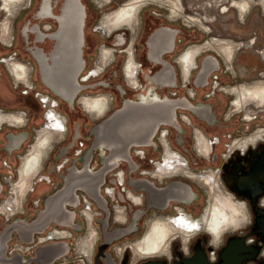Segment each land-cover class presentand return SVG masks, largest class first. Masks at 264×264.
Here are the masks:
<instances>
[{
	"label": "rangeland",
	"instance_id": "obj_1",
	"mask_svg": "<svg viewBox=\"0 0 264 264\" xmlns=\"http://www.w3.org/2000/svg\"><path fill=\"white\" fill-rule=\"evenodd\" d=\"M81 1L86 9V45L84 48L86 67L81 79L87 78L91 73L90 72L86 75L99 62L101 51L104 48H114L117 50V54L115 61L109 65L99 77H93L90 80L81 83L83 90L75 100L74 107H71L66 101L58 97L43 83L39 64L28 50V46L25 44L23 36L21 35L23 27L28 22L38 24L41 28L49 25L52 28V31L57 29V23L55 21H40L35 18V14L40 6V0H32L31 6L23 10L19 17L12 21L15 36L13 47L8 48L0 42V111L15 114L24 113L28 119V123L24 127L4 126L2 130L0 129V181L3 184V192L0 195V205H3L10 195L11 186L7 183V180L11 183L17 181V170L21 164V158L27 153L29 144L34 140L35 130L44 123L43 115L47 111V108H45L40 102L38 97L39 93L49 95L59 102L60 107L58 110L67 118V125L69 128L66 140L54 148L49 159L44 164L43 175L48 178L47 182L36 186L35 193H32L27 199L22 214L18 213L9 220L6 216L0 215V234L7 228V226H10L16 220H26L28 223L34 221L37 218L38 213L45 209L44 204L46 199L63 187V177L68 175V170L71 169L74 164H76L78 169H83V157L86 156L91 149L93 150V160L90 168L93 171H98L103 167V161L110 156V152L104 147L102 142L99 143L92 132L97 126L108 120L117 110H120L125 100L138 101L141 94H145L147 91L157 86L155 83L148 81L145 76L149 71H152L153 74H151V76H154L162 69V67L154 66L148 60V47L146 43L150 35L159 28L169 27L180 32L175 52L164 55V58L171 63L174 71L179 77V87L173 90L166 87H159L156 89V92L161 97L168 96L175 99L188 98L189 94L193 92L197 96V100L194 101L196 105H205L213 109L217 118L215 119V124L212 126L187 110H179V113L186 114V116L189 115L194 122V126L199 127L205 132L209 139H221V146L215 150L220 158L221 154H228L227 144H233L227 140L229 135L235 137L236 135L238 136L245 133V129L248 127L252 132L256 125L264 126V113L257 117L253 122L251 121L248 123V121H245L244 119L246 117L245 111L239 112L237 108L232 105L235 98L229 94L218 91L221 87L229 89L240 84H251L254 80L264 81V78L260 77V74L264 75V58L258 54L260 50H264V2L259 4V0H164L163 3L157 1L149 3L143 9L140 30L134 44L137 61L143 68V72H141L139 79L141 85L140 89L135 90L132 89L122 73L126 54L120 52L123 48L114 47V38L117 34L123 32L126 34L129 42L131 41V33L127 30H120L115 32L112 38H104L94 31L95 27L99 25L106 14L111 13L127 0ZM237 1L241 3L248 2L252 5V9L246 16L245 21L239 19V12L235 9L231 8L228 13L224 14L225 8L231 7L232 4ZM252 1H255L256 5L251 3ZM6 2L7 0H0V23L2 22L1 31L3 27L7 25L11 28V19L13 18L11 15L4 12ZM24 3L25 0L23 1V4ZM223 7L225 8L223 9ZM202 21L204 22L203 24ZM202 25L209 26L212 32L205 33L201 29ZM212 38L228 39L242 44L240 49H236L235 51L233 60L234 68L230 69L228 62L226 61L225 53L220 51L221 46H215L206 51L198 59V68L193 73L192 83L189 85H183L180 76V68L175 64V59L187 48L195 45H202ZM253 38H257V43L255 46H250L248 41ZM35 40V36L32 35L31 48L36 45ZM39 46L44 48L47 52H51L54 47V42L47 41L45 44H39ZM210 56L218 60L220 63V70L215 71L212 74L208 86L205 88H197L195 85L197 76L201 69H203L205 60ZM12 57L30 67L32 71L31 82L34 86V90L28 89L23 84L15 86V80L3 64V60ZM246 64L251 67V72L243 78L241 73H238V69L239 66L242 67ZM233 71L235 73H233ZM218 85L219 88L216 89L215 87H218ZM123 93H125V95ZM103 95L107 96L112 102L111 109L104 117L93 119L90 115L86 114L78 104V101L82 97H99ZM250 106L253 107L252 105ZM182 126V133H178L176 130L166 125H163L161 129L169 132V141L171 142L174 151L180 153L184 159L188 160L190 170L196 173H206L216 171V169L220 168L219 163L215 164L212 161H207L196 154L194 150L193 128L184 123H182ZM24 132L27 135L25 143L22 147L9 155L8 150L5 149V144L8 142L7 138L10 135L16 136ZM160 133L161 131L156 134V148L133 147L131 149L132 154L138 149L143 148L145 150V159H139L136 156L133 157L134 162H136L139 167L138 170L134 173H130V165L122 161L116 169L106 176V181L101 188L102 195L108 200V205L112 213L108 232L111 233L117 228L128 227L132 220L133 211H136L137 209L146 211V214L138 221V232L122 239L113 240L110 246L106 249L105 252L110 254L114 260V264H121V262H126L127 264H139L144 261L145 259L136 262V258L129 248H126V250L123 251V260L120 261L116 255V250L124 248L142 237L147 230L146 218L151 219V215L157 212L173 215L176 213L175 210H173V206H180L179 202H172L167 210L153 208L148 211L145 195L144 206L140 208L132 207L133 211L130 215L129 222L126 225H120L114 223L112 212L113 204L106 197L109 188H117L116 194L117 191H120L117 185L119 180L116 177V174L119 171H123L126 176V187L138 194H140V192H137L130 185L131 179L140 180L145 178L156 184L158 183L157 180L152 179L150 175L142 177L140 171L145 170L151 173L154 170L151 161L160 162L162 160L164 151L163 146L159 142ZM95 145L96 147L93 149ZM168 180H176V182H184L186 184L191 182L188 178L177 176L165 180L163 184H165L166 181L168 182ZM196 190L197 193L200 194V200L190 206H188V204L183 205L186 211H188L189 208L192 212H197L201 206L206 207L208 205L209 198L208 192H206L207 188L204 185L198 184ZM77 193L81 200V205L76 210V223L82 228L80 232L73 230L74 237L68 240L52 239L45 243H40V237H42V235L49 237V234L52 233L54 229L65 228L52 223L43 234L36 235L34 240L29 243L21 240V238L14 233L12 240L8 242L6 256L11 259L12 262L15 259L18 260L22 257L26 259L29 264H39L41 250L45 246L68 243L70 248L69 253L64 257L59 258L55 264H86L84 262L82 263V261L87 262V258H83L79 253L74 251V241L76 238L86 236L89 233V226L84 222L80 214L85 209V204L83 203L84 198H87L88 200L90 199L82 191H78ZM118 194H120V192ZM118 194L117 196L119 197ZM90 201L94 204L93 209L102 214L96 219V221H94L95 227L98 228L100 232L92 262V264H97L100 248L102 244L105 243L102 223L99 220H103L105 214L98 209L97 205L92 200ZM124 205L131 208L129 201H126ZM69 209L72 210V208ZM172 248L173 259L180 255H185L179 240L173 243ZM158 259L165 262L167 261L165 258ZM101 261L102 264H107L106 260L102 259Z\"/></svg>",
	"mask_w": 264,
	"mask_h": 264
},
{
	"label": "flooded vegetation",
	"instance_id": "obj_2",
	"mask_svg": "<svg viewBox=\"0 0 264 264\" xmlns=\"http://www.w3.org/2000/svg\"><path fill=\"white\" fill-rule=\"evenodd\" d=\"M127 1L124 2L123 4H121L117 9H115L114 11H112L109 14L115 13L122 5L126 4ZM31 3H32V0H25V3L19 8L16 16L11 19V33H10L8 38L3 37L2 33H1L2 22L0 23V42L3 45H5L6 47H8V48L13 47L14 41H15L13 22L12 21L15 20L16 18H18L23 10L29 8L31 6ZM66 3H67L66 0H40V6H39V8L35 14V18L37 20H40V21H45V20L55 21L57 23V29L56 30L52 31V28L49 25H46L45 27L41 28L40 25H38V24H32L31 22H28L23 27V29L21 31V35L23 36L25 44L28 46V50L31 52V54L33 55V57L36 59L37 63L39 64L41 74H42V69H44V68L50 67L49 69H51V70L54 69L53 63L51 61V55L55 51L56 45L58 43V41L55 39V36L57 34H59V32L61 31L62 25H61L60 21L63 17V11H64ZM43 6L45 7L46 10H45V12H42L40 14L41 8ZM231 8L234 9L233 6H231ZM231 8H229V11ZM142 12H143V10H141L138 13L139 17L137 15L139 23H138V28H137L136 34L130 28H121L122 30H127L131 33V41L128 42L126 34H124L123 32L117 34L114 38V40H115L114 47L123 48L122 50H120V52L126 54V60H125V63L123 65V69H122V73L124 75V78L131 85L132 89H135V90L140 89L141 85H140L139 79H140L141 72H143L142 65L138 63L137 55H136L135 49H134V44H135V41L138 37L139 30H140ZM226 13H228V12H226ZM106 15H108V14H106ZM243 21H245V19ZM97 26L94 29L95 32H97V30H96ZM121 29H119L117 31H120ZM208 29L210 30L209 33H211L212 32L211 28L209 27ZM117 31H115V32H117ZM115 32H113L110 36H106V37H104L103 35H101L98 32L97 33L101 37L112 38L113 34ZM158 32H162L161 33V41L153 49L152 46L150 45L151 44L150 42H151L152 37ZM179 33L180 32L177 30H174V29L169 28V27H165V28L157 29L152 34L150 41H149L150 51H149L147 58L154 66H161L162 69L159 72H157L154 76H151V74H153L152 71L148 72V74L145 76L146 79L148 81L155 83L157 86L150 89L149 91H147V93L141 94L140 96H147L148 94L160 96L156 92V89H158L159 87H166V88H169L171 90L179 87L178 75L174 71V68L171 65V63L164 58V55L172 54L175 52V50L177 48ZM32 35L35 36L36 45L31 48L30 45H31V36ZM214 39H218V38H212L211 40L209 39L206 43H204L202 45L191 46L177 56V58L175 59V64H177L180 68V76H181V81H182L183 85H185V84L189 85L190 83H192L191 81H192V77H193L194 72L191 74V76L187 80H185L183 77V69H182V66L179 62V58L182 55H184V53H187L188 49L193 50L194 48H197V47L203 48L204 46L208 45V43L210 44L211 42H213ZM224 40H228V39H224ZM47 41H53L54 42V47H53V50L51 52H47L44 48L39 46V44H45ZM229 41H232V40H229ZM232 42L235 45L237 44L236 45L237 49H240V47L242 45L241 43H236L235 41H232ZM256 43H257V41H256ZM85 45H86V40H85ZM210 47L212 48V46H210ZM211 48H209V49H211ZM107 49L114 52L113 53V56H114L113 60L115 61L117 50L114 48L113 49L107 48ZM209 49H207L206 51H208ZM263 51L264 50H260L258 52L262 57H263ZM83 52H84V50H83ZM69 53H70V49H65L66 57H67V54L69 55ZM234 56H235V53H234ZM234 56H233V59L231 61L232 63L230 64V69L234 68V65H233ZM83 57H84V53H83ZM130 58L132 59L135 66L138 68L136 75H134V77H132L131 80L128 78V76H126V73H125V68H126L128 61L130 60ZM198 59H197V62H198ZM99 60H100V57H99ZM113 60L110 63V65L114 62ZM210 61H213V65H214L211 68H210V65H211ZM3 64L6 66L7 71L12 76V78L15 80V86H17L18 84H23L28 89L34 90V86L31 82L32 71L27 64L17 60L14 57H12L10 59L3 60ZM97 65H99V63H97L96 66L86 74V75H88L91 72L87 76V78L81 79V76H82V74L85 70V67H86V62H85V67H84L83 71L81 73H79L78 76L76 77V80H77V83L79 84V86H82V84H81L82 82L88 81L93 77H99L109 66L108 65L101 73L100 72L97 73V71L99 69V67ZM21 66L23 67V69H25V76L27 78V80H24V81L17 79L18 78L17 73H16L17 70H15L17 68V69H19L18 71L21 72V69H20V68H22ZM197 68H198V66H197ZM51 70H50V72H51ZM218 70H220V63L218 62V60L212 56L207 58L205 60L204 65H203V69H201V71L199 72V75L197 76V79L195 81L196 87L197 88H205L206 86H208L212 74ZM238 70H239L238 73H241V76L244 78V76H246L247 74H249L251 72V67H249L248 64H246L245 66H242V67L239 66ZM61 71H62L63 75L65 76V78L63 79V85L67 89H70L71 85L74 83L72 78H75V73L73 72L71 64H66V65L63 64L61 66ZM94 73H96V74H94ZM233 73H235V72L233 71ZM260 77L264 78V75L260 74ZM243 86H244V88H243ZM263 87H264V81L254 80L251 84H240V85H237L236 87H232L229 89H224L223 87L219 88V85H218V87L216 86L215 88L216 89L219 88L218 91L223 92L225 94H229L230 96H232L233 94L230 93V89L231 90L235 89L237 91L243 90V89L255 91V90L261 89ZM79 94L74 99V102L78 98ZM123 94L125 95V93H123ZM38 97H39L42 105L45 108H47V111L43 115L44 123L39 128H37L35 130V138H34L33 142L31 144H29L27 153L25 155L28 154L30 148L34 144L37 132L39 130H41L42 128H44V126H46V116L49 113V111H53L63 118L64 126H65V134L63 136L53 134V136H52L53 148L47 154V157H45V159L42 161L41 166H40V169L41 168L42 169L41 170L39 169L40 171L35 176L34 184H33L34 186L31 190L30 194L28 196H26L25 199H21V197L18 194L14 193L12 191V185L14 183L11 185L10 181L7 180V183H9L11 186V191H10V195L8 196V199L4 202L3 205H0V215L6 216L8 220L11 219L12 217H14L15 215H17L18 213L22 214L24 211L25 203H26L27 199L30 197V195L32 193H35L36 186L43 184L44 182H47L48 178H46L43 175V171H44L43 165L45 164L44 162H46L49 159L54 148L58 144L62 143L64 140H66V137L69 133V128L67 125V123H68L67 118L65 116H63L58 110L60 107L59 102L57 100L53 99L52 97H50L49 95H46V94H40L39 93ZM165 97L170 99V100H173V101L186 100L187 102L189 101L194 106H200V105H196L194 103V101L197 100V96L193 92H191V94H189L188 98H185V99H175V98H171L168 96H165ZM233 97L236 98L235 95H233ZM94 98L107 100L106 109H105L102 117L106 116V114L111 109L112 102L105 95L99 96V97H94ZM161 98L164 99L163 97H161ZM80 100L78 101V104L81 106ZM54 102H55V105H54ZM74 102H73V105L71 107H74ZM233 103H235V101H233ZM233 103H232V105L235 107V105ZM254 104L255 103H248V104L244 105L243 108H237L236 107L239 112L245 111L246 117L244 119H245V121H248V123L251 121L253 122L254 120L257 119V117H259L261 114L264 113V106H260L258 104L254 105ZM250 105H252L253 107H251ZM201 106H205V105H201ZM206 107H208V106H206ZM81 108L86 113V111L84 110V108L82 106H81ZM179 110H184V109H178L176 111V119H177L178 124L181 127V131L183 130L182 123L187 124L188 126L193 128L194 150H195L196 154L198 155V153H199L197 150L198 149V138L204 137L203 139L205 141L207 140L206 142L211 143L212 150H211V153L208 157H202L200 155L199 156L202 157L203 159L207 160V161H212L215 164L219 163L220 168L216 169V171H210V172H206V173H196V172L190 170V167L188 166V160L182 158L176 152H174V149L171 145V142L169 141V132H168L166 139L161 140V143H163V145L165 144L164 145L165 156H163V160L158 162L157 165L154 166L155 167V171H153L154 173L153 172L152 173L144 172V174L150 175L152 179L157 180L158 183L156 184L154 182V184L156 185V188L159 191L170 186V184L172 182L176 183V180H168V182L166 181L165 184H163V182L167 179L174 178L177 176H183L185 178H188L191 181L188 184H186L184 182H179L182 185L185 184V185H189L191 187V192L193 193V199L190 200V202L188 203V206H190V205H192V204H194L200 200V194L197 193V190H196L198 187V183L191 180L189 178V174H192V173L195 175H211V174H213L214 176H216V179L219 182V184L221 185L223 191L226 194L230 195L232 197V200L235 203L244 204V207L246 209V215H247L246 218L248 221V225L240 231H234V232L228 231V232L223 233L221 236V244L218 247L213 246V242H212L213 240H212L211 235L207 232V230L202 229L189 239L188 244H187V249H185V250L183 247V241H184L183 236L180 233H176L175 231H173V229H170L173 232L172 233L170 231L172 234H175V235L178 234V235H176L172 238V241L170 242V245H169L170 247L168 246L167 247L168 249L166 248L167 254L157 255V256L156 255L146 256L143 258H138V259H136V262H138L139 260L145 259L144 261L140 262L139 264L149 263V262H163L164 264H178V263H182L183 258H188L189 264H264V126L256 125L255 129L252 132H251L250 128L248 127L245 129L246 130L245 133L238 135V136L236 135L235 137L232 135H229L227 140L232 142L233 144L232 145L227 144L228 154H221V158H220V156L215 152V150L219 146H221V139L218 138L217 139L218 144H216L212 139H209L207 137V135L205 134V132H203L199 127L194 126V122L189 115L186 116V114H180ZM186 110L188 111V109H186ZM210 110H211L212 115L214 116L213 121L215 124V119L217 117L214 114L213 109L210 108ZM86 114H88V113H86ZM0 116L3 118L8 117V118H6L8 120V122L7 123L5 122L4 124H2L0 126L1 130L4 126L16 127L19 125L20 127H24L28 123V119L26 118V116H24V114H15V113H9L6 111H0ZM90 116L92 118H95L92 115H90ZM11 118L15 122H13ZM15 118H18L19 121L23 120L22 123L21 124L17 123V125L16 124L14 125V123H16V120H17ZM206 123H208V122H206ZM161 127L157 130L156 134L159 133L160 131H161V133L163 131V134L166 133V130H164V129L162 130ZM168 127H170V126H168ZM174 130H176V129H174ZM177 132H180V131H177ZM156 134L153 138V146H148L152 149L154 148V146L156 144L155 143ZM26 139H27L26 135H23L20 137V139H18V143L24 144ZM13 142H14V140L12 141V144H13ZM166 143H167V145H166ZM13 147H14V144L9 145L7 147L9 155H11L13 153ZM166 152H167V154H166ZM130 155H131L133 162H134V158H133L134 154H132L131 149H130ZM166 157L169 158L170 161H172V162L174 161L175 164L179 160H182L183 162H185L186 168H184V167L181 168L177 172L178 174L177 173L172 174L171 172H169V170H166L167 173L161 171L160 166L166 164L165 163ZM171 157H173V158H171ZM179 157H180V159H179ZM23 158H21V164H22ZM171 159H173V160H171ZM21 164L17 170V181H15V183H17L19 181V178H20L19 169L21 168ZM134 167H135V171H136L138 169V165L136 164V162H134ZM156 170H158L160 172H158ZM168 172H169V174H168ZM183 173H185V174H183ZM153 174H155V175H153ZM156 174H157V176H156ZM142 179H145V178H142ZM161 179H162V181H161ZM118 180H119V183L118 184L116 183V184L118 185V187L120 189V191H117V194L120 192V194H118L119 197L116 194L117 188H115V187L109 188V190L106 193L107 194L106 197L113 204L112 212H113L114 223H117V224L119 223L120 225H126L129 222L130 215L132 214V211H133L132 207L140 208V207L144 206L145 193L143 191H141L140 194H138V193H135L134 191H132L131 189H128L126 187V176H124V179L120 178L118 176ZM159 193H161V192H159ZM129 194L131 195V197L134 196L133 198L136 197L135 199H138L140 203L135 204L134 200L129 198L130 197ZM179 197L181 198V201H183V202L187 201V199L185 197H183V196H179ZM22 201L24 203H22ZM126 201H129V203L131 204V208H128L127 206L124 205L126 203ZM172 202H176V201H171L168 208L171 206ZM83 203L88 204L89 202L83 201ZM161 204L162 203H159L160 206H161ZM80 205H81V203H80ZM179 205L180 206H173V210H175V212H176L173 215L161 214V213L157 212V213H154L151 215V219L146 218L145 220H146L147 230L149 228V224L152 223L153 221H156V220H157V222H162L163 220L166 219L165 221H163V223L167 222L166 224L169 223V220H173V218L175 219V218H178L179 216L188 217L192 221L195 220L194 222H201L203 220L202 218H203V213H204L205 207L201 206V208L197 212H192L191 210H189V208H188V211H186L184 209L183 205H186V204L179 203ZM2 206L4 208L6 207L5 210H2V209H4ZM93 206H94L93 203H89V205H87L85 207L84 211H82L80 214L82 216L84 222L87 223V225L89 226V229H90L89 233L86 236H84L85 238L80 237V239L82 241L79 238H76L74 241V243H75L74 244V251L79 253L83 258H90L95 253L96 244H97V241L100 237V232H99L98 228L95 227L96 228L95 229L92 226V222L96 221V219L102 214L95 211L93 209ZM108 207H109V205H108ZM118 208H121L123 210V213H124L123 222L118 221L120 219V217L118 219V214H117L118 210H116ZM6 209H7V211H6ZM85 210L87 212L89 211V213H87ZM181 213H183V215ZM87 214H88V216H87ZM76 218H77V214H76ZM149 218H150V216H149ZM158 218H162V219H158ZM169 218H171V219H169ZM158 220H160V221H158ZM64 228L65 229H54V231H52V233L49 234V237L48 236L45 237L44 235H42V237H40V243H45L48 240H52V239L68 240V239L73 238L74 237V234L72 232L73 229H71L69 227H64ZM147 230L142 235V237L147 233ZM56 231H59L60 233H67V234L62 236V238H54L55 234L58 235L56 233ZM93 232H96V233H93ZM91 234H94V235L97 234L95 236L96 242L94 243V245L91 246V248H90L91 250L89 249L87 251V253H86L87 255H86L84 250L81 248V243L83 241H85L87 238H89L91 236ZM142 237H140L139 239H141ZM139 239H137L136 241H133V243H130L129 245L125 246L124 248H121L122 250L120 249L121 250L120 253L118 252V250H116V255L120 261L123 260V251L126 250V248H129L133 252V254L136 258L135 251H134V245H135V242H137ZM178 240L181 242L182 250H183L185 255H180L179 257H175L173 259L172 245L174 242H176ZM238 240L243 241L242 244H243L245 251L240 252L239 251L240 247L238 250H237V247H235V242ZM232 244H233V247L231 246ZM80 248H81V250H80ZM58 255L59 254L41 253L40 258H39V264H55L57 262V260H59ZM158 258H165L167 261L165 262V261H162L161 259H158ZM203 261H205V263H203ZM12 264H29V262L26 259L21 257L18 260L15 259L12 262ZM121 264H127V263L121 262Z\"/></svg>",
	"mask_w": 264,
	"mask_h": 264
},
{
	"label": "bare ground",
	"instance_id": "obj_3",
	"mask_svg": "<svg viewBox=\"0 0 264 264\" xmlns=\"http://www.w3.org/2000/svg\"><path fill=\"white\" fill-rule=\"evenodd\" d=\"M23 1L24 0H7V2L5 3L4 12H6L8 15H11L12 17H15L19 8L22 6ZM66 1H67V3L65 5V8L63 11V17L60 21L62 28H61V31L59 32V34H57L55 36V39L58 41V43L56 45L55 51L51 55V61L53 63L54 69L51 70V69H49L50 67L42 69L41 77H42L43 83L48 88H50L57 96L62 98L64 101H66L70 106H72L76 96L83 90L82 86H79V84L77 83L76 77L78 76L79 73H81L83 71V69L85 67L83 50L85 47L86 18L84 21V25H83V18H84V12L86 14V9H85L81 0H66ZM153 1H157L159 3L164 2V0H128L127 3L122 5L115 13L105 15V17L102 19L101 23H99V25L96 28L97 32L100 33L101 35H103L104 37H106V36H110L113 32H115L121 28H130L136 34L137 26L139 23L138 22L139 20L137 18L138 13L141 10H143L149 3H152ZM262 2H264V0L258 1L259 4H261ZM251 3L256 5L255 1H252ZM229 6H230V4H229ZM232 6L235 10H237L239 12L238 13L239 19L241 21H243L246 18V16L250 13V11L252 9V5L248 2L241 3V2L237 1V2H234L232 4ZM224 8L225 7H223V9ZM229 8H231V7H229ZM229 8H225L224 13L228 12ZM45 10L46 9L43 6L41 8L40 14L42 12H45ZM138 17H139V15H138ZM188 19H190V18H188ZM191 20H193V19H191ZM203 23L204 22L202 21V24ZM201 28L206 33L210 32V30L208 29L209 28L208 26L202 25ZM1 33H2L4 38H8L10 33H11V28L8 25L4 26ZM161 33L162 32H158L152 37L150 45L152 46L153 49L155 46H157L160 43ZM256 41H257V38H253L252 40L248 41V44L250 46H255ZM236 45L232 41H229V40L214 39L213 42H211L210 44L208 43V45H206V46L203 45L204 46L203 48L197 47L194 49L192 48L193 50L188 49V52L184 53V55H182L179 58V62H180L182 69H183L184 79L187 80L191 76V74L197 69V59L207 49L211 48L210 46H212V47H215V46L220 47L221 46L220 51L225 53L226 61L228 62L229 66H230V64L232 63L231 61L233 59L234 53L237 49ZM65 49H70V53H69V55L67 54V57L65 54ZM113 53H114L113 51H110L107 48H104L101 51L100 60L98 62L99 65H97L99 67L97 73H99V72L101 73L108 65H110V63L112 62L113 57H114ZM263 57H264V51H263ZM63 64H65V65L71 64L73 72L75 73V78H72L74 83L71 85L70 89H67L63 85V79L65 78V76L63 75V73L61 71V66ZM20 69H21V72L18 71L19 69H17V68L15 69V70H17L16 71L17 76H18L17 79L18 80L20 79L23 81L27 80V78L25 76V69H23V67ZM137 69L138 68L135 66L132 59L130 58V60L128 61L126 68H125L126 76H128V78L131 80L132 77H134V75H136ZM50 70H51V72H50ZM94 74H96V73H94ZM243 88H244V86H243ZM230 93L236 96V98L234 100L235 103H233V104L237 108H243L244 105H246L248 103H255V104H258L260 106H264V87L261 89H257L255 91H253V90L250 91L248 89H243V90H239V91H237L235 89H233V90L230 89ZM139 101L142 104H153V103H157L160 105L169 104L170 107L172 108V110L173 109L175 110V114H176V111L178 109H184V110L188 109V111H190L193 114H195L196 116H198L201 120L208 122L210 125H214V121H213L214 116L212 115L210 108L206 107V106H201V105L200 106H194L189 101L187 102L186 100L173 101V100H170L168 98L162 99L158 95H149V94L147 96H140ZM133 102L134 101H131V103H133ZM80 103H81V106L86 111V113H88L89 115H92L98 119V118H101L103 116V113L106 109L107 100L97 99L94 97H83L80 100ZM128 104H130V102ZM54 105H55V102H54ZM6 118H8V117H6ZM6 118H3L0 116V126L2 124H4L5 122L6 123L8 122V120ZM18 118H15L17 120H16V123H14V125L15 124L17 125V123H19V124L22 123L23 120L19 121ZM167 119L169 120L170 125L168 124L166 126H170L174 129H176L177 131L181 132V127L178 124L175 115H173V117H170ZM12 121H13V119H12ZM13 122H15V121H13ZM160 127L161 126L159 125V127L155 129L154 133L152 132L150 134V137H148V144H149L148 146H153V138H154L157 130ZM53 134H57L59 136H63L65 134L64 120L61 116H59L55 112L49 111V113L46 116V126H44V128H42L41 130H39L37 132L34 144L30 148L28 154L25 155L24 158L22 159L21 168L19 169L20 175L18 174L20 176L19 181L17 183L14 182V184L10 182L11 185L13 184L12 185V191L14 193L18 194L21 197V199H25V197L30 194V192L34 186L33 184H34L35 176L42 169V168L40 169L41 163L45 159V157H47V154L50 152V150L53 148V144H52ZM203 138H201V137L198 138V149H197L199 152L198 155H200L202 157H208L211 153V150H212L211 143L206 142L207 140L205 141ZM166 145H167V143H166ZM166 154H167V152H166ZM171 158H173V157H171ZM179 159H180V157H179ZM131 160L133 161L132 157H131ZM171 160H173V159H171ZM182 162H183L182 160H179L175 164L174 161L172 162L169 160V158L166 157V159H165L166 164L165 165L160 164L161 165L160 170L165 172V173H167L166 170H169V172H171L172 174L177 173L181 168H183V167L186 168L185 162H183V163ZM156 171H158V170H156ZM158 172H160V171H158ZM169 172H168V174H169ZM157 174H156V176H157ZM183 174H185V173H183ZM192 174H189V178L198 184L204 185L207 188L206 192H208V198H209L208 199V205L205 207V210L203 213V218H202L203 220L201 222H194L195 220L192 221L188 217L179 216L178 218H175V219L173 218V220H169V219H171V218H169L168 224H166L167 222L163 223V221H165L166 219L163 220L162 222H157V220L153 221L152 223L149 224V228L147 230V233L141 239H139L137 242H135L134 251H135L136 259L143 258L146 256H154V255L157 256V255L167 254L166 248L170 245L172 238L174 236L178 235V234H176V235L172 234L173 232L170 229H173V231H175L176 233H180L183 236V240H184L183 241V247L185 250V249H187V244H188L189 239L202 229L207 230V232L212 237L213 246L218 247L221 244V236L223 233L228 232V231H232V232L240 231L248 225V221L246 218V216H247L246 215V209L244 207V204L235 203L232 200V197L223 191L221 185L219 184V182L216 179V176H214L213 174H211V175H195V174L192 175ZM153 175H155V174H153ZM161 181H162V179H161ZM151 184H153L156 187L154 182H152ZM164 192L162 191L161 193H159L161 199H163L162 204H161V207L163 209L167 208L169 206L170 202L174 201L175 199H176V202L177 201L179 202L181 200V198L179 196L185 197L188 200V203L190 202V200L193 199V195L186 188V186H184L180 183H174V184L170 185L169 187L166 188V190H164ZM184 194H185V196H184ZM129 196H130L129 198L134 200L135 204L140 203L138 199H135L136 197L133 198L134 197L133 195H132L133 197H131L130 194H129ZM74 202H76V201L74 200ZM22 203H24V202L22 201ZM79 205L76 207V209L79 207ZM5 208L2 210H5ZM107 208H108V205H107ZM116 210H118L117 211L118 212L117 213L118 219L120 217V219L118 221L123 222V220H124L123 210L121 208H118ZM6 211H7V209H6ZM102 211L104 212V214H106L105 210H102ZM87 213H89V211ZM181 214L183 215V213H181ZM87 216H88V214H87ZM158 219H162V218H158ZM158 221H160V220H158ZM75 223H76V216L74 219V224ZM106 225L107 224L104 223V227H106ZM92 226L95 228L94 222H92ZM69 227L72 228L73 226L70 225ZM88 230H90V229H88ZM56 233L59 236L55 234L54 238H62V236L67 234V233H60L59 231H56ZM93 233H96V232H93ZM96 235L91 234V236L89 238H87L88 240L84 239L85 241H83L81 243V248L84 250L85 254L91 248V246L94 245V243L96 242V240H95ZM106 240L109 241L108 235L106 236ZM107 241L104 245V247H106V248L109 244V243H107ZM81 248H80V250H81ZM120 249L118 250L119 253L122 250V249L121 250ZM94 254L90 258H87V262L82 261V263L84 262L86 264H92ZM100 258H101V260L107 259V261H108L107 264H114V262H113L114 260H112V258L107 253H105L104 255H101Z\"/></svg>",
	"mask_w": 264,
	"mask_h": 264
},
{
	"label": "water",
	"instance_id": "obj_4",
	"mask_svg": "<svg viewBox=\"0 0 264 264\" xmlns=\"http://www.w3.org/2000/svg\"><path fill=\"white\" fill-rule=\"evenodd\" d=\"M85 18L86 14L84 12L83 25ZM151 36L152 34L146 43L148 47V54L150 51L149 41ZM210 63L211 68L214 66L213 61H210ZM163 98L166 99V97ZM131 101L132 100H125L120 110H117L108 120L97 126L92 132L99 143L102 142L104 147L110 152V156L105 158L103 161V167L98 171H93L90 168L93 160V150L91 149L88 154L83 157L84 160L82 159L83 169H78L76 164H74L73 167L68 170V175L63 177V187L46 199L44 204L45 209L38 213V216L34 221L28 223L26 220H16L10 226H7V228L0 234V264H12L11 259L6 256V253L8 242L12 240L14 233H16L21 240L29 243L34 240L36 235L43 234L52 223L63 227H69L72 225L73 227L71 229L76 232H80L82 228L77 223L74 224L76 207L81 203L80 197L77 193L78 191L84 192L87 197L97 205L98 209L101 211L105 210V218L99 221L102 223L105 243L107 241L106 236H109V241H107L109 244L107 248L113 240L122 239L138 232V221L146 214V211L141 209H137L133 212L131 224L128 227L117 228L111 233L108 232L112 213L110 208H107L108 200H106L102 195L101 188L106 181V176L116 169L122 161L128 163L131 168L130 173H134L135 167L129 153L130 149L133 147H147L149 145L148 137H150V134L152 132L154 133L155 129L158 128L159 125H170L167 118L173 117V115L176 116V114L175 110H172L169 104H142L139 100L134 101L133 103H131ZM129 102L130 104H128ZM178 133H182V131ZM16 138L17 136L10 135L7 139L8 142H12ZM95 147L96 145L93 149H95ZM154 148L156 147L154 146ZM151 183V181L146 179L130 180V185L137 192L143 191L145 193L148 211L153 208L167 210L168 207L163 209L159 205V203H162L163 201L159 192H164L166 188L159 191ZM174 183L175 182H172L170 185ZM184 186H186V188L193 195L191 187L185 184ZM2 192L3 184L0 181V195ZM74 200L76 202H74ZM174 201H176V199ZM179 202L188 204V200L186 202L180 200ZM69 208H72V210ZM104 223L107 224L106 227H104ZM242 242V240L235 242V247H237V250L240 247V252L245 251ZM105 243L102 244L100 248L97 264H102L100 256L106 253L105 251L107 248L104 247ZM231 246L233 247V244ZM69 251L70 248L68 243H61L45 246L41 250V253L59 254V258H61L66 256ZM108 255L110 256V254ZM203 263H205V261H203ZM142 264L164 263L149 262ZM178 264H189L188 258H183L182 263Z\"/></svg>",
	"mask_w": 264,
	"mask_h": 264
},
{
	"label": "built area",
	"instance_id": "obj_5",
	"mask_svg": "<svg viewBox=\"0 0 264 264\" xmlns=\"http://www.w3.org/2000/svg\"><path fill=\"white\" fill-rule=\"evenodd\" d=\"M20 114H24V113H20ZM24 116H26V114H24ZM168 135V131L166 130V133H164L163 134V131H162V133L160 134V138H159V142L161 143V140L162 139H166V136ZM216 144H218L217 142H218V140L217 139H214L213 140ZM161 145L163 146V151H164V145H163V143H161ZM174 152H176V151H174ZM179 156H181L180 155V153H178V152H176ZM164 155H165V151H164ZM134 156H136L137 158H139V159H145L146 158V153H145V150L142 148V149H138V150H136L135 152H134ZM182 157V156H181ZM183 158V157H182ZM162 160H163V158H162ZM161 160V161H162ZM152 162V166H153V171H155V165H157V163L158 162H156V161H151ZM155 162V163H154ZM5 165H6V163H5ZM139 168V167H138ZM138 170V169H137ZM152 171V172H153ZM144 172H148V171H145V170H142V171H140V175L142 176V177H144V176H146L145 174H144ZM151 172V173H152ZM148 173H150V172H148ZM118 176L120 177V178H123L124 179V176H125V174H124V172L123 171H119L117 174H116V177L118 178ZM83 201H86V202H89V203H92L90 200H88L87 198H84V200ZM89 203L87 204H85V207L87 206V205H89Z\"/></svg>",
	"mask_w": 264,
	"mask_h": 264
},
{
	"label": "crops",
	"instance_id": "obj_6",
	"mask_svg": "<svg viewBox=\"0 0 264 264\" xmlns=\"http://www.w3.org/2000/svg\"><path fill=\"white\" fill-rule=\"evenodd\" d=\"M23 135H26L25 134V132L24 133H20L19 135H16L17 136V138L14 140V142H13V144H14V147H13V152L14 151H16V150H18L20 147H22L23 146V144L22 143H18V139H20V137L21 136H23ZM12 144V142H7L6 144H5V149H7V147L9 146V145H13ZM19 145V146H18ZM7 154V153H6Z\"/></svg>",
	"mask_w": 264,
	"mask_h": 264
}]
</instances>
